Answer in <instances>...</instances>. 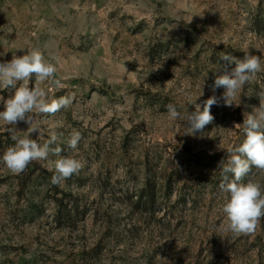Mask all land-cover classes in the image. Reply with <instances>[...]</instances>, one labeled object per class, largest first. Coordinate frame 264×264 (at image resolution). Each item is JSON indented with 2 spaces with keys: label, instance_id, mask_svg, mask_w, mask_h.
Here are the masks:
<instances>
[{
  "label": "rangeland",
  "instance_id": "rangeland-1",
  "mask_svg": "<svg viewBox=\"0 0 264 264\" xmlns=\"http://www.w3.org/2000/svg\"><path fill=\"white\" fill-rule=\"evenodd\" d=\"M28 48L57 66L62 87L40 85L49 101L74 97L35 115L30 138L55 133L51 147L83 166L54 185L51 153L20 174L0 159V264H264V219L253 235L228 231L219 189L227 149L245 138L235 125L264 100V0H0V63ZM244 51L262 71L238 106L219 99L195 135L169 119V104L186 117L195 101L222 97L211 85L235 64L220 56ZM8 127L0 121V157L15 143ZM249 179L264 190V172Z\"/></svg>",
  "mask_w": 264,
  "mask_h": 264
},
{
  "label": "clouds",
  "instance_id": "clouds-1",
  "mask_svg": "<svg viewBox=\"0 0 264 264\" xmlns=\"http://www.w3.org/2000/svg\"><path fill=\"white\" fill-rule=\"evenodd\" d=\"M244 57L238 59L232 55L221 54L220 58L229 64L234 63L231 71H225L223 75L216 76L211 85L213 93L219 88L225 91L222 97L215 94L203 102V105L192 104L195 111L186 117H181L180 112L173 104L167 105L168 117L171 120L185 119L189 125L188 134L202 133L203 129L214 120L211 108L218 105L219 99H223L224 105L231 107L239 96L243 86L252 82L256 74L262 71V58L244 51ZM56 64L47 60L44 54L36 48H28L21 56L13 55L12 59L0 63V92L9 91L7 98L0 95V103L3 110L0 111V121L8 127L6 130L15 142L3 153L4 165L13 174L26 171L33 161L48 160L49 154L56 159L51 161L55 174L51 178L54 185H60L65 180L79 172L82 163L70 156H62L61 147H51L56 144L58 137L52 133L43 144L30 138V134L38 131V124L34 116L38 114L54 115L64 108H68L74 97L61 96L49 101L48 92L40 85L51 81L59 86L55 79ZM35 77V86L30 87V81ZM203 95V91L201 96ZM264 97V91L260 93ZM259 106H253L251 112H245L242 126L244 139L238 146L227 149L229 158L225 164L221 162L222 182L219 189L226 194L222 211L226 216L227 230L236 235H253L256 233L262 219H264V190L258 182L249 179L243 182L252 169L264 172V100H259ZM24 122L28 125L29 135H17V124ZM82 135L79 131H73L67 141L71 149H77ZM53 170V169H50ZM232 174L229 178L228 174Z\"/></svg>",
  "mask_w": 264,
  "mask_h": 264
}]
</instances>
